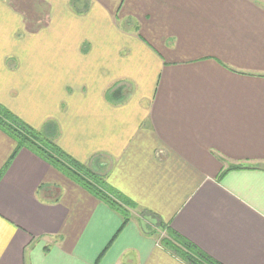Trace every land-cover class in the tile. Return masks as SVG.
<instances>
[{"label": "crops", "instance_id": "1", "mask_svg": "<svg viewBox=\"0 0 264 264\" xmlns=\"http://www.w3.org/2000/svg\"><path fill=\"white\" fill-rule=\"evenodd\" d=\"M12 1L0 104L54 124L135 210L123 225L31 151L10 161L0 130V264H186L160 224L221 264H264V0H33L30 31Z\"/></svg>", "mask_w": 264, "mask_h": 264}, {"label": "trees", "instance_id": "2", "mask_svg": "<svg viewBox=\"0 0 264 264\" xmlns=\"http://www.w3.org/2000/svg\"><path fill=\"white\" fill-rule=\"evenodd\" d=\"M30 30L27 29V31ZM116 92L121 96V88L109 89L106 95L107 99H115L114 95ZM0 130L16 143V148L10 161L22 148L31 151L59 173L93 195L98 201L116 211L122 217L123 225L127 223L130 217L129 210H135L134 204L111 188L106 183L103 174L91 170L85 164L65 154L54 141L57 134L54 124L47 123L41 130H35L0 104ZM7 166L8 164L5 168ZM5 168L0 172V177ZM235 168L238 167L234 166L229 169ZM42 188L44 187L41 186ZM159 226L163 230V235L159 238L161 245L174 253L184 263L221 264L165 224H160Z\"/></svg>", "mask_w": 264, "mask_h": 264}, {"label": "rangeland", "instance_id": "3", "mask_svg": "<svg viewBox=\"0 0 264 264\" xmlns=\"http://www.w3.org/2000/svg\"><path fill=\"white\" fill-rule=\"evenodd\" d=\"M12 4L17 10L21 11L23 17L26 19L25 27L27 29H35V27L41 24L43 25L46 22V12H44L45 10L43 9V7H37L36 3L33 0H13ZM21 33L22 32H19V35H21ZM121 87L123 88V91L130 93V91L132 92L133 90H135L136 86L134 82L125 81L121 83ZM109 89L114 88L110 87Z\"/></svg>", "mask_w": 264, "mask_h": 264}]
</instances>
